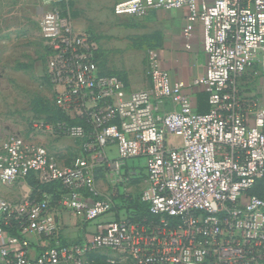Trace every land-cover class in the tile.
<instances>
[{"label": "built area", "instance_id": "2783aa9c", "mask_svg": "<svg viewBox=\"0 0 264 264\" xmlns=\"http://www.w3.org/2000/svg\"><path fill=\"white\" fill-rule=\"evenodd\" d=\"M69 1L41 0L38 23L43 78L68 121L30 120L24 135L0 129V185L34 176L65 191L55 204L49 195L18 202L0 197V264H96L94 254L105 264H264V199L250 193L264 180V106L246 98L241 85L262 58L264 71V0L114 5L116 16L141 19L153 10L185 8L187 40L202 26L206 74L190 88L208 93L206 114L161 69L155 50L148 53L145 88L132 90L104 74L95 37L63 15ZM63 139L82 144L69 165L41 144ZM132 160H144L140 200L148 215L141 219L121 209L122 193L103 197L97 189V173L107 168L129 171L120 175L122 184L136 180L137 167L127 164ZM116 210L120 217L100 221ZM61 211L81 226L95 225L92 238L62 243ZM11 220L15 236L6 231ZM31 236L50 241L34 258Z\"/></svg>", "mask_w": 264, "mask_h": 264}, {"label": "rangeland", "instance_id": "374dc122", "mask_svg": "<svg viewBox=\"0 0 264 264\" xmlns=\"http://www.w3.org/2000/svg\"><path fill=\"white\" fill-rule=\"evenodd\" d=\"M116 2L70 0L62 6V12L76 29L88 31L97 39L103 73L122 78L130 89L145 88L149 84L150 47L141 34L130 36L125 32L124 24L116 22ZM40 4L41 0H0V120L3 126L9 121L17 126L21 135L25 134L30 120H46L57 111L52 90L43 78L46 59L38 26ZM62 141L56 148L51 147L59 160L69 165L78 156L81 144L71 139ZM127 164L137 167L138 178L130 184L120 183V175L129 171L117 175L116 171L107 168L97 173V189L103 197L117 195V192L131 197L142 194L144 160H132Z\"/></svg>", "mask_w": 264, "mask_h": 264}, {"label": "crops", "instance_id": "0c3cea01", "mask_svg": "<svg viewBox=\"0 0 264 264\" xmlns=\"http://www.w3.org/2000/svg\"><path fill=\"white\" fill-rule=\"evenodd\" d=\"M120 1L122 0H117L116 3ZM42 10V5L40 4V7L38 8L39 20ZM187 16L188 10L183 8L172 10H153L142 19L137 17H118L116 15H114V18L116 19V22L124 24L125 32L130 36L134 37V35L141 34L145 37L148 45L153 48L152 50L157 52L161 69L169 73L173 83L181 82L185 85V93L191 96L192 104L196 110L207 111L209 109L208 93L202 88H190L194 79L204 77L206 74L208 59L204 49L203 30L202 26L197 24L192 32L191 38L187 40L184 36V30L187 25ZM140 31L141 33H139ZM262 63L263 58L256 64L254 69L250 70L243 77L241 85L246 98L258 99L264 106V71L262 69ZM0 129L7 133L21 135L20 131H18L19 128L10 123V121L9 123H6V126H3V122L0 120ZM62 142V140L55 143L48 141V143L41 144H44L50 150L55 151L51 145L56 148V145H61ZM79 143L81 144V142ZM77 153L79 156L81 153L80 148L77 150ZM112 153L113 156H115V150ZM32 192V188L28 185V182L20 183L14 186L0 185V197L11 202H18L21 199L30 196ZM118 217H120V214L118 213V210H116L115 215H108L100 221H109ZM60 219L62 225L58 239L62 243H80L92 238L95 225L89 224L81 226L69 213L63 211H61ZM30 239L32 242L30 254L33 258L36 257L47 244L50 243L48 240H42L34 236H31ZM90 259L91 261H95L96 264H105L104 260L98 255L94 254Z\"/></svg>", "mask_w": 264, "mask_h": 264}, {"label": "trees", "instance_id": "16d2710c", "mask_svg": "<svg viewBox=\"0 0 264 264\" xmlns=\"http://www.w3.org/2000/svg\"><path fill=\"white\" fill-rule=\"evenodd\" d=\"M145 39V37H144ZM147 39V38H146ZM147 42V40H145ZM150 47V46H149ZM153 48L150 47V50ZM112 75V74H109ZM210 111V107L207 111H198L200 114H206ZM47 122H58V121H68L66 116L61 113L60 111H56L55 116L46 119ZM28 185L32 188L31 198L35 200H40L44 195H49L52 197V201L54 204L58 202L62 193H64V189L60 184H41L39 183L34 176H31L28 179ZM252 195H256L260 198L264 199V180L260 181L251 191ZM121 204L124 205L121 209H125L128 215H132L133 219H141L148 215V208L147 206L141 202L140 196L139 197H131V196H120ZM120 210V209H119ZM118 210V211H119ZM13 229L7 228L6 231L9 235L15 236L17 235L16 232V222L11 220L10 221Z\"/></svg>", "mask_w": 264, "mask_h": 264}]
</instances>
